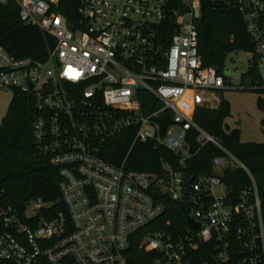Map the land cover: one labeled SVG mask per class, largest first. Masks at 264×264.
Masks as SVG:
<instances>
[{
  "label": "built area",
  "instance_id": "built-area-1",
  "mask_svg": "<svg viewBox=\"0 0 264 264\" xmlns=\"http://www.w3.org/2000/svg\"><path fill=\"white\" fill-rule=\"evenodd\" d=\"M10 1L23 24L54 42L44 61L0 46V92L33 99V142L59 171L66 212L52 213L40 199L19 210L0 193V264H64L66 258L126 264L131 234L164 211L155 197L166 193L178 202L185 190L197 227L149 232L139 247L153 253L152 264H264V193L248 167L194 121L198 109H217L221 91L235 88L230 70L203 66L196 26L201 0L0 4ZM213 4L237 11L249 36L250 86L243 81L238 88L264 91V0ZM63 9L73 10L74 19ZM131 127L134 142L167 148L178 165H164L160 175L128 169L125 160L105 161L106 143ZM207 144L222 151L212 159V173L188 177L185 161ZM226 170L244 171L249 184L232 194L222 180ZM184 177L191 179L188 187Z\"/></svg>",
  "mask_w": 264,
  "mask_h": 264
},
{
  "label": "trees",
  "instance_id": "trees-1",
  "mask_svg": "<svg viewBox=\"0 0 264 264\" xmlns=\"http://www.w3.org/2000/svg\"><path fill=\"white\" fill-rule=\"evenodd\" d=\"M66 0H63V2ZM75 8V7H74ZM74 19L75 13L63 9ZM199 54L204 67L222 69L226 56L235 51H251V43L241 15L232 9L215 7L213 0H201V15L196 20ZM53 37L41 32L35 26L23 24L18 17L16 5L10 1L0 4V46L15 57H32L44 61L53 46ZM264 94V91L257 92ZM149 97L148 94H145ZM258 105L263 107L259 96ZM33 99L24 93H14L7 113L0 125V193L9 202L22 210L29 202L40 199L50 204V211L66 212L59 190L60 174L36 149L32 138V122L36 115ZM230 115L229 102L220 99L217 109H198L194 121L215 136L221 144L240 159L252 173L258 189L264 193V142H243L240 130L230 128L225 119ZM264 128V118L260 122ZM136 128H128L106 143L100 155L113 165H121L125 160L128 169L136 171L164 173V165L176 167L179 159L167 148L153 141H135ZM195 133L190 132L192 150L197 148ZM222 151L213 144L202 147L197 154L185 161L183 170L188 177L212 173V159ZM222 180L233 194L249 184L247 174L242 170H226ZM164 206L163 213L138 229L129 237V247L125 252L126 264H152V252L139 247L149 232L165 230L183 232L188 224L179 206L166 193L155 197ZM200 259L204 255L198 254ZM199 259V260H200ZM64 264H77L66 258Z\"/></svg>",
  "mask_w": 264,
  "mask_h": 264
},
{
  "label": "rangeland",
  "instance_id": "rangeland-1",
  "mask_svg": "<svg viewBox=\"0 0 264 264\" xmlns=\"http://www.w3.org/2000/svg\"><path fill=\"white\" fill-rule=\"evenodd\" d=\"M251 59V54L243 50L231 52L226 56L224 68L231 71L229 80L235 88L221 91L220 96L230 105V115L225 119L229 127L240 130L243 142L263 143L264 128L260 122L264 118V94L238 88L243 81L246 87L250 86V79L246 74L252 65ZM259 96L263 101L262 108L258 105ZM13 97L11 90L0 92V125Z\"/></svg>",
  "mask_w": 264,
  "mask_h": 264
},
{
  "label": "water",
  "instance_id": "water-1",
  "mask_svg": "<svg viewBox=\"0 0 264 264\" xmlns=\"http://www.w3.org/2000/svg\"><path fill=\"white\" fill-rule=\"evenodd\" d=\"M217 70H218V68H217ZM190 181H191V179H187L186 177H184V186L188 187ZM176 203L179 206L181 212L184 215H186V221L189 224V226L191 228H193V229L196 228L197 227V223L194 222V220L187 214L189 208H188V203H187V191L186 190L184 191L182 200H180V201H178Z\"/></svg>",
  "mask_w": 264,
  "mask_h": 264
}]
</instances>
